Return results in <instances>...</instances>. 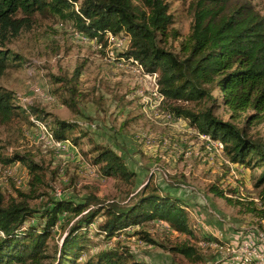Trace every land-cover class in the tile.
<instances>
[{
    "label": "trees",
    "instance_id": "16d2710c",
    "mask_svg": "<svg viewBox=\"0 0 264 264\" xmlns=\"http://www.w3.org/2000/svg\"><path fill=\"white\" fill-rule=\"evenodd\" d=\"M189 34L178 52L165 47L179 36L172 28L173 17L165 0H0V79L8 69L21 67L19 57L6 45L22 30L31 27L34 15H50L71 23L73 30L94 39L103 50L108 35L129 38L118 57L135 64L146 75L155 77L157 92L165 110L184 120L198 135L218 142L222 156L238 168L259 169L253 187L259 190L260 207L250 204V213L264 220V139L248 135L247 125L264 122V13L248 0H194ZM84 64L70 74L51 75L52 93L61 104L80 115L82 98L79 79ZM231 118L246 112L244 128L215 115L217 100ZM194 103V110L184 104ZM20 122L34 126L44 123L57 142L79 146L87 137L91 163L103 178L124 184L121 200L108 202L92 194L74 202L67 198L48 199L40 210L29 201L42 196L48 172L30 154L1 153L4 168L20 164L27 171L28 191L13 187L15 196L0 191V264H139L130 250L116 245L81 259L90 248L93 236L110 240L128 228L139 226L131 235L146 245L155 242L143 223L158 221L170 231L190 238L196 233L186 212V201L165 193L152 177L140 189L136 174L111 148L95 143L79 125L47 113L36 105H19L13 91L0 84V126ZM208 192L228 204L239 206L223 190L210 185ZM229 193L235 194V190ZM253 205V206H252ZM96 227L91 230V225ZM63 233L60 244L49 245L54 229ZM169 251L191 262L201 261L195 247L185 241Z\"/></svg>",
    "mask_w": 264,
    "mask_h": 264
},
{
    "label": "rangeland",
    "instance_id": "374dc122",
    "mask_svg": "<svg viewBox=\"0 0 264 264\" xmlns=\"http://www.w3.org/2000/svg\"><path fill=\"white\" fill-rule=\"evenodd\" d=\"M193 1L165 0L173 17L172 28L179 34L176 40L169 39L165 44L169 50L178 52L180 42L190 32ZM248 1L264 13V0ZM32 21L30 28L22 30L6 45V49L19 57L21 67L8 69L0 84L13 91L19 105H36L59 119L74 121L95 143L111 148L136 174L135 188H142L152 177L161 189L186 200V212L196 233L195 238H190L170 231L158 221L146 222L142 228L155 244L146 245L131 235L139 226L128 228L110 240L93 236L81 262L98 251L120 245L128 248L139 264H224L226 261L228 264L239 256L231 258L220 250H229V246L237 248L249 237L253 241L258 236L264 237V220L248 211L251 203L256 208L261 205L259 190L253 187L259 169L230 165L222 156L218 142L198 135L184 120L165 110L155 77L118 58L127 47V36L108 35V46L103 50L94 39L75 32L67 21L38 14ZM80 64H84L78 87L82 98L78 104L80 115H75L53 95L50 76L70 74ZM212 97L217 100L214 112L218 118L245 127L246 118L253 113H242L233 119L220 104L216 90H212ZM184 105L194 110L199 107L194 103ZM247 126L250 137L264 139V122L253 121ZM0 147L4 155L30 154L35 162L56 171L53 178L50 172L46 174L45 185L39 191L42 196L29 201L35 210L54 198L79 202L92 194L110 202L124 196V184L103 178L91 163L86 154L90 149L87 137L82 138L79 146L70 141L57 142L44 123L32 126L20 122L0 126ZM28 179L26 169L20 164L6 168L0 165V191L6 196H15L13 187L27 192ZM210 185L219 187L241 204H228L213 196L208 192ZM230 190L236 193L231 194ZM95 227L93 224L90 229ZM53 231L54 239L49 245L60 244L63 233L58 226ZM137 241H141V246ZM185 241L196 248L201 261L194 263L169 251L171 246Z\"/></svg>",
    "mask_w": 264,
    "mask_h": 264
},
{
    "label": "built area",
    "instance_id": "2783aa9c",
    "mask_svg": "<svg viewBox=\"0 0 264 264\" xmlns=\"http://www.w3.org/2000/svg\"><path fill=\"white\" fill-rule=\"evenodd\" d=\"M255 241H262V244L256 245ZM255 241L249 237L245 242L238 245L237 248L229 246V250H220V252L231 255V258L232 256H242V263H232V261H230L228 264H252V258H259V264H261V257H264V237L258 236ZM137 242L140 243L141 246V241ZM226 262H224V264H227Z\"/></svg>",
    "mask_w": 264,
    "mask_h": 264
},
{
    "label": "bare ground",
    "instance_id": "6f19581e",
    "mask_svg": "<svg viewBox=\"0 0 264 264\" xmlns=\"http://www.w3.org/2000/svg\"><path fill=\"white\" fill-rule=\"evenodd\" d=\"M232 263H242V256H239L238 260ZM252 264H259V258H252ZM261 264H264V257H261Z\"/></svg>",
    "mask_w": 264,
    "mask_h": 264
},
{
    "label": "crops",
    "instance_id": "0c3cea01",
    "mask_svg": "<svg viewBox=\"0 0 264 264\" xmlns=\"http://www.w3.org/2000/svg\"><path fill=\"white\" fill-rule=\"evenodd\" d=\"M163 189V188H162ZM163 191L165 192V193H169L170 195H173L172 193H170V192H168L166 189H163ZM174 196H176V195H174ZM177 197H179V196H177ZM180 198H182V197H180ZM186 201V200H185ZM192 202V201H191ZM186 205H187V203H186ZM188 206V205H187Z\"/></svg>",
    "mask_w": 264,
    "mask_h": 264
}]
</instances>
